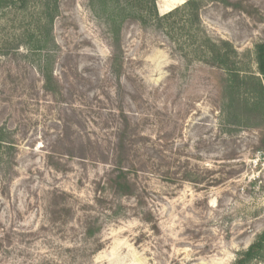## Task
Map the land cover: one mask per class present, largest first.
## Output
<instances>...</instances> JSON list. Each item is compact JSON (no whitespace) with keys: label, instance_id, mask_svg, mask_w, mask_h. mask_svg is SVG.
<instances>
[{"label":"rangeland","instance_id":"1","mask_svg":"<svg viewBox=\"0 0 264 264\" xmlns=\"http://www.w3.org/2000/svg\"><path fill=\"white\" fill-rule=\"evenodd\" d=\"M97 2L0 11V264H234L264 229V117L243 126L222 72L130 20L112 67ZM201 22L259 76L264 0L209 4ZM118 162L129 198L98 191Z\"/></svg>","mask_w":264,"mask_h":264},{"label":"trees","instance_id":"2","mask_svg":"<svg viewBox=\"0 0 264 264\" xmlns=\"http://www.w3.org/2000/svg\"><path fill=\"white\" fill-rule=\"evenodd\" d=\"M97 7L101 13L107 15V27L113 50L112 67L117 65V51L120 50V27L125 20H130L140 27L153 28L161 32L170 42L172 50L179 51L184 58L194 59L212 69L224 74L223 90L227 96V107L237 106L242 110L239 120L254 121L264 117V41L254 46V62L257 73L242 76V55L235 47L220 38H213L204 29L201 22V11L209 4L228 5V0H184V3L175 6L167 13L160 15L157 2L160 0H97ZM24 0H0V11L8 8L23 7ZM46 85L51 74L44 73ZM239 93L247 95L242 101ZM237 97V99H235ZM243 103L242 105L239 103ZM241 105L242 108L239 106ZM236 111V112H240ZM259 128L258 123L248 126ZM5 140L0 129V154L4 150ZM123 151V141L119 140L117 149ZM104 186H98L99 192L110 193L117 197H131L135 191L134 185L127 177V171L120 166V162L112 166ZM104 195V194H103ZM104 196L96 198L98 207L105 204ZM69 210V209H68ZM70 211V210H69ZM67 213H70V212ZM72 213H70L71 215ZM85 235L92 237L97 230L89 218L83 222ZM264 264V229L257 234L253 242L245 251L240 253L234 264Z\"/></svg>","mask_w":264,"mask_h":264},{"label":"bare ground","instance_id":"3","mask_svg":"<svg viewBox=\"0 0 264 264\" xmlns=\"http://www.w3.org/2000/svg\"><path fill=\"white\" fill-rule=\"evenodd\" d=\"M162 2H164L166 4V8L167 10H171L169 8H173L175 6L181 5L184 3V0H161ZM162 4V3H161Z\"/></svg>","mask_w":264,"mask_h":264}]
</instances>
